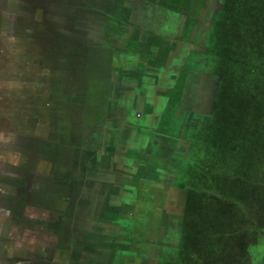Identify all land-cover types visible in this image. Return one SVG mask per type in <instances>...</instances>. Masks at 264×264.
I'll use <instances>...</instances> for the list:
<instances>
[{"label":"crops","instance_id":"1","mask_svg":"<svg viewBox=\"0 0 264 264\" xmlns=\"http://www.w3.org/2000/svg\"><path fill=\"white\" fill-rule=\"evenodd\" d=\"M226 1L99 0L112 11L99 20V33L78 43L76 100H64V116L47 113L32 126L35 140L66 151L64 162L24 151L16 140L3 148L0 133V166L32 170L26 191V177L15 185L0 170L1 194L30 195L20 214L31 225L14 219V226L37 236L4 245L15 249L14 264L26 259L24 244L31 246L24 262L32 264H157L159 248L149 241L172 228L171 201L182 212L189 189L177 178L205 143L194 129L217 113L225 78L214 27ZM40 183L53 201L47 209L33 198ZM12 213L0 206V222Z\"/></svg>","mask_w":264,"mask_h":264},{"label":"rangeland","instance_id":"2","mask_svg":"<svg viewBox=\"0 0 264 264\" xmlns=\"http://www.w3.org/2000/svg\"><path fill=\"white\" fill-rule=\"evenodd\" d=\"M100 5L99 0H0L3 148L16 140L24 151L52 153L45 140H35L32 126L47 113L64 116L69 112L64 100H76L82 76L77 45L99 33V20L112 11ZM216 20L215 40L220 42L215 46L225 78L218 109L212 120L203 119V129H194L204 137V146L193 150L192 164L180 169L177 184L189 189L182 212L171 201L166 221L172 228L160 242L149 241L159 248L157 264H264V0H227ZM44 38L56 40L54 48L45 50ZM47 103L53 110L46 109ZM72 104L73 116L77 104ZM54 154L62 161L64 152ZM1 169L14 184L19 175H27L9 162ZM14 200L0 193L6 210L18 209L19 200ZM14 225L10 218L0 222V264H14L15 249H5L6 243L21 235L23 242L37 238ZM42 233L51 240L52 235ZM23 246L21 263L32 264L24 262L31 246ZM34 250L33 256L40 257L41 251Z\"/></svg>","mask_w":264,"mask_h":264},{"label":"flooded vegetation","instance_id":"3","mask_svg":"<svg viewBox=\"0 0 264 264\" xmlns=\"http://www.w3.org/2000/svg\"><path fill=\"white\" fill-rule=\"evenodd\" d=\"M78 46V45H77ZM60 151H62V152H64V155H63V158H62V161H59V160H56V161H59V162H64L63 161V159L64 158H66V151H63V150H56V149H54V150H52V153L49 151V153H47V154H44V155H39L38 154V152H36L35 151V154L36 155H39V156H43V157H52V158H55V152L57 153V152H60ZM56 159V158H55ZM26 171V174L27 175H19L18 177L20 178L18 181H20V180H22V179H24L25 177H26V183L23 185V184H21V186L23 185V191H26L27 189H29V186L31 185L30 184V177H32V170L31 169H28V168H26V169H21V171ZM17 183V182H16ZM19 183V182H18ZM34 183H36L37 184V181L35 180L34 181ZM16 185V184H15ZM18 185V184H17ZM46 186V183H42V185H41V183L40 184H38L36 187L37 188H39V187H41V190L39 191V192H41V194L40 195H37V197L35 196V197H33L34 198V201L35 202H37V198H38V202H39V204L41 205V206H43L44 207V209L46 208L47 209V207H49V206H51L52 207V205H53V201H51L50 199H48L47 197H46V195H44L43 194V189H42V187H44V189L46 188L45 187ZM28 198H30V195H29V193H27V192H25L24 194H20V195H18V197H17V199H15L14 201L15 202H17L16 200H19V205H18V209H16V210H10V209H7V211H9V212H11V211H13V212H15V211H17V215H15L14 216V213H12V216H10V220L12 221V223L13 224H16V222H14V219H17V221L18 222H20V224H21V226L23 225L24 227H29L30 225H31V222L29 221L30 219L29 218H27V217H21V214H20V209L22 208V207H24V205H27V203H28ZM32 198V197H31ZM40 224H44V222H41V220H40ZM23 227V228H24ZM40 228H41V226H40ZM38 236L39 237H41V235H40V233H38Z\"/></svg>","mask_w":264,"mask_h":264},{"label":"trees","instance_id":"4","mask_svg":"<svg viewBox=\"0 0 264 264\" xmlns=\"http://www.w3.org/2000/svg\"><path fill=\"white\" fill-rule=\"evenodd\" d=\"M42 42V47L45 49V50H51V48H54L53 47V43L52 42H55L56 43V40H50L49 38H44L41 40ZM60 43V42H59ZM66 44L63 42V46H65ZM56 47V46H55Z\"/></svg>","mask_w":264,"mask_h":264}]
</instances>
